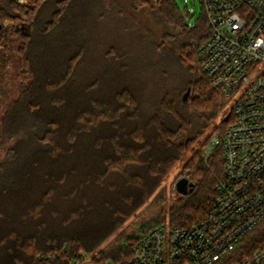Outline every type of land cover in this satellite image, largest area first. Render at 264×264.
I'll return each mask as SVG.
<instances>
[{
    "label": "trees",
    "instance_id": "1",
    "mask_svg": "<svg viewBox=\"0 0 264 264\" xmlns=\"http://www.w3.org/2000/svg\"><path fill=\"white\" fill-rule=\"evenodd\" d=\"M128 1L0 0V264L126 262L149 228L190 226L217 202L222 149L205 159L209 138L198 145L227 100L201 71L206 15L191 25L176 0ZM11 66L20 93L4 107ZM183 161L193 186L164 205L170 222L101 249ZM263 243L251 232L218 264Z\"/></svg>",
    "mask_w": 264,
    "mask_h": 264
},
{
    "label": "built area",
    "instance_id": "2",
    "mask_svg": "<svg viewBox=\"0 0 264 264\" xmlns=\"http://www.w3.org/2000/svg\"><path fill=\"white\" fill-rule=\"evenodd\" d=\"M201 3L209 26L201 71L226 97L232 118L202 146L205 159L222 149L217 202L190 226L149 228L128 261L108 264H218L249 233L264 232V0ZM232 264H264V243Z\"/></svg>",
    "mask_w": 264,
    "mask_h": 264
},
{
    "label": "rangeland",
    "instance_id": "3",
    "mask_svg": "<svg viewBox=\"0 0 264 264\" xmlns=\"http://www.w3.org/2000/svg\"><path fill=\"white\" fill-rule=\"evenodd\" d=\"M123 4H126L125 7L128 9V0H122ZM182 11L186 13V11L190 10L191 17H187L189 23L192 25L201 16L204 15V9L201 3V0H176ZM130 7V6H129ZM130 11V9H128ZM133 16L137 18L140 22L146 23V18L138 16L137 13L133 12ZM137 16V17H136ZM148 22L152 23L158 21V11L156 9H152L150 15L148 16ZM124 37H128L126 33ZM169 70L168 76L171 82L180 83L183 80V76L181 71L178 70L177 66L174 63H168L167 67ZM19 70L15 66L10 67V74L6 79L5 89L3 92V101L4 107L11 102L12 100L16 99L20 93V76L18 75ZM191 75V74H190ZM190 77V76H189ZM182 83V82H181ZM229 102L225 105L224 109L221 110L223 112V116H220L212 123L210 129L204 135V140H202L198 146H201L202 143L209 138L210 134L220 133L222 121L224 118L231 117L230 106ZM222 115V114H221ZM5 154L4 150L0 149V157H3ZM184 165V161L181 162V166L177 168L171 176L167 179V181L163 184V188L159 193H156L146 205H144L133 217H131L124 225H122L111 237L108 239L101 249L105 251L109 250L111 247L116 246L118 243L121 245H126L129 238L135 236H140L145 230H147L151 225H155L159 218L164 222H170L168 220L165 213L162 212V209L165 206L172 205L175 201L182 198V196L177 192L174 191L175 186V179H180L181 177L187 176L186 170H182ZM176 180V182H177ZM174 182V183H173ZM164 192V197L166 198L162 205L156 203V199L160 193ZM134 239L133 241L136 242ZM132 241V242H133ZM91 259H87L86 263L91 264Z\"/></svg>",
    "mask_w": 264,
    "mask_h": 264
},
{
    "label": "water",
    "instance_id": "4",
    "mask_svg": "<svg viewBox=\"0 0 264 264\" xmlns=\"http://www.w3.org/2000/svg\"><path fill=\"white\" fill-rule=\"evenodd\" d=\"M192 186H193V183L189 180L187 176L181 177L176 182L177 191L181 193L182 195L188 194Z\"/></svg>",
    "mask_w": 264,
    "mask_h": 264
}]
</instances>
